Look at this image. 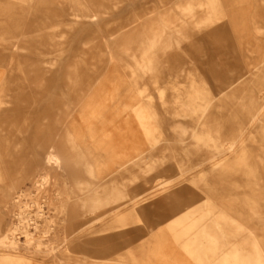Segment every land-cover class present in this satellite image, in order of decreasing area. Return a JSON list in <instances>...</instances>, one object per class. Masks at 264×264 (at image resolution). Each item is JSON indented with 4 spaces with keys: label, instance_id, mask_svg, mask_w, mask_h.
I'll return each mask as SVG.
<instances>
[{
    "label": "rangeland",
    "instance_id": "rangeland-1",
    "mask_svg": "<svg viewBox=\"0 0 264 264\" xmlns=\"http://www.w3.org/2000/svg\"><path fill=\"white\" fill-rule=\"evenodd\" d=\"M216 1L219 2L216 7L208 9L204 0H0V89L5 88L9 78L26 85L22 97L15 100L11 110L3 106L6 111H16V114L14 118L10 117L13 118L11 121L4 118V124L0 120V126L7 128L12 121L19 126L28 114L36 112L31 117L33 129L32 118L44 112L53 115L47 135L53 136L55 140L51 143L67 155L68 164L63 165L58 174L59 182L67 184L71 193L77 190L74 186L76 178L79 177L82 183L90 181L86 171L90 160L84 153L85 148L74 146V139H67V134L84 127L79 113L93 95L98 96L100 87L102 121H96L94 127L101 132L97 140H87L89 146L108 136L126 119L141 131L133 112L140 105H153L152 109L162 113L165 119L168 110L181 113L184 110L180 106L181 96L187 97L191 86L201 85L206 87L205 93L201 94L205 101H210L213 108L221 105L222 112L227 115L229 133L238 134V125L247 126L250 114L264 103V72L258 71L261 65L264 67V0ZM189 5L194 7L191 14L184 11ZM255 14L259 28L252 30L249 24ZM152 27L166 31L161 42L153 47L149 40ZM138 63H143L148 70H141ZM237 79L230 91L219 93ZM30 82L37 86L31 84L34 89L31 88ZM36 88L43 90L36 92ZM57 102L65 106L59 107ZM60 109H66L67 113L59 115ZM176 125L166 123L165 127L170 129ZM194 126L195 123L180 117L178 127L192 130ZM257 128L252 135L248 133L246 141L253 154L261 153L260 144L264 143L258 138ZM138 133L143 155H147L151 151L149 141L142 131ZM170 135L172 137L174 133L170 132ZM174 139L154 143L156 157L163 158L154 170L129 173L131 180L122 190L132 191L141 204L131 225L125 229L133 233L121 240L102 241L104 236L100 232L87 234L92 230L87 228L84 237L64 238L60 222L74 207L72 201H66L65 195L51 205H45L43 217L38 216L35 207L27 208L29 218L37 219L41 228L50 232L40 239L43 250L53 247L63 250L50 255L35 251V244H32L31 252L36 254L32 264H132L131 253L150 241L154 234L171 240L167 228L169 221L160 217L169 212L163 210L153 215L143 211L154 202L157 193L154 190L163 186L168 190L187 188L196 198L236 191L240 199L245 195L263 199L259 203V216L242 222L264 239V173L261 174L260 191L245 187L247 180L241 172L223 173L218 177L204 166L201 146L194 145L191 138ZM166 143L171 150L163 155ZM102 155H105L103 148ZM34 161L30 157L26 163L28 174L31 178H40L49 168L42 155L37 163ZM22 167L21 164L17 166L19 171ZM119 177L102 179L105 197L114 191V181L115 185L121 182ZM30 183L26 181L21 188L30 187ZM157 184L160 186L153 188ZM90 186L84 188L88 195L94 192ZM57 190L59 187L54 188L55 192ZM24 199L25 202L28 200L27 197ZM126 202L124 197L115 204H104L102 214L114 208L111 205L123 211ZM15 213L18 210L14 212L11 207L7 210L8 225L17 222ZM216 215L211 214L207 222L216 220ZM219 225L227 233L224 234L226 240L239 242V238L230 236L224 222L219 221ZM100 226L98 223L95 231ZM38 235L42 233L38 232ZM172 247L183 260L192 262L177 244L173 243Z\"/></svg>",
    "mask_w": 264,
    "mask_h": 264
},
{
    "label": "bare ground",
    "instance_id": "bare-ground-1",
    "mask_svg": "<svg viewBox=\"0 0 264 264\" xmlns=\"http://www.w3.org/2000/svg\"><path fill=\"white\" fill-rule=\"evenodd\" d=\"M216 3L219 2L204 0V5L208 9L216 7ZM184 11L191 14L194 12V7L189 5ZM251 17L249 28L258 29V17L256 14ZM156 28L158 27H152L149 31L151 47L161 42L166 34L165 30ZM143 63H138V66L146 72L148 67ZM263 68L262 65L258 68L260 74L264 72ZM236 81L238 79L219 90V93H224L228 89L230 91ZM31 84L35 85V83L29 84L34 89ZM25 88L26 85L20 80L9 78L5 81V88L0 89V120L3 121L4 118H8V121L13 120L16 111L10 112L3 108L11 110V105L22 97ZM42 90L36 88V92ZM205 90L204 85L191 86L187 97L181 96L180 106L184 110L181 113L177 110L166 111L167 119L161 115L162 113L152 109L153 105L150 104L140 105L133 110L142 134L151 147V151L143 155V144L138 142V132L141 131L135 129L129 119L124 120L122 125L115 126L110 133L111 136L106 135L93 146H89L87 140H97L101 132H97L94 127L96 121H102V87H100L97 91L98 96L93 95L79 113L84 127L67 134V139H74V146L85 148L84 153L90 160L87 161L86 169L90 181L82 183L79 177L76 178L74 186L77 190H73L72 193L69 192L67 184L59 182L58 172L63 170V165L68 164L67 155L60 152L56 144L51 143L55 140L53 136L47 135L52 126L53 115L44 112L32 118L33 129L30 127L31 117L36 115V112L28 114L29 116L19 126L14 125L15 121L9 125L6 121L7 128L0 126V264H32L36 255L35 252H31L32 244H35V251L49 252L50 255L63 251L54 247L43 250L40 239L50 232L44 231L37 219L29 218L30 214L27 211V208L35 207L38 216L43 217L45 205H51L56 199L59 200L61 195L66 196L67 202L72 201L74 204L69 216L60 222L63 226L61 229L64 238L79 239L85 236L87 229H92L87 234L100 232L104 236L102 241L109 242L131 235L133 231L125 229L131 225V219L136 214L141 201L132 191L125 192L122 188H126L127 182L131 180L129 173L134 170L150 172L162 163L163 158L156 157L157 153L154 150V143L162 139L191 138L195 142L194 145L201 146V154L207 170L218 174V177L223 173L241 172L247 180L245 187L260 191L263 179L261 174L264 173V143L260 144L261 153L253 154L247 148L246 141L248 133L252 135L254 128L258 127L257 130L260 132L258 138L264 142V103L250 114L247 126L238 125V134L231 135L226 127L227 115L222 112L221 105L213 108L210 101H205L206 98L201 95ZM160 93L163 96V91L160 90ZM57 105L65 106L58 102ZM164 105L169 106L166 102ZM62 113L65 115L67 110L60 109L59 115ZM112 114L115 118L116 113ZM180 117L188 123H195L192 130L188 127H178ZM2 121L1 123L4 124L5 122ZM166 123H177V125L166 129ZM170 132L174 133L172 137ZM102 148L105 155H102ZM162 150L164 155L166 151L171 150V146L166 143ZM40 155L43 156L49 170L40 178H31L26 163L30 161V157L35 160L34 163H37L36 160L40 159ZM18 164L23 166L21 171L17 168ZM107 176H114V180L120 176L121 182L115 185L116 181L113 180L114 191L109 194L110 196L106 194L105 197L104 191L102 192V179ZM26 181L31 182L30 187L21 188ZM89 185L94 188L92 195H88L84 189ZM159 186L160 184H157L153 188ZM57 187L59 190L55 192L54 188ZM154 191L157 192L152 200L154 202L143 211L153 215L163 210L169 212L167 216L160 217L169 221L167 228L171 240L154 234L150 241L131 253L132 264H264V239L259 238L253 228L242 222L255 220L259 216V203L263 199L257 200L246 195L240 199V194L236 191L232 194L216 192V196L207 195L204 198L194 197L187 188L168 190V187L163 186ZM25 197L28 198L26 202ZM124 197L127 198L125 210L122 211L111 205L114 208L102 214L104 204H115ZM10 207L14 212L18 210V213L14 214L17 222L8 225L5 216ZM97 211L101 212L96 214ZM213 213L217 214L216 220L208 223ZM219 221L224 222L231 233L230 236L239 238V242L225 239L224 234L227 233L219 225ZM98 223H101V226L95 231ZM38 232L42 235H38ZM173 243L177 244L192 262L183 260L178 255L179 252L172 247Z\"/></svg>",
    "mask_w": 264,
    "mask_h": 264
}]
</instances>
